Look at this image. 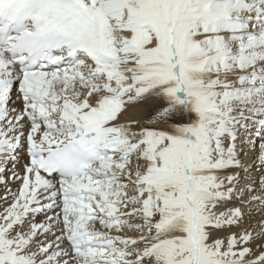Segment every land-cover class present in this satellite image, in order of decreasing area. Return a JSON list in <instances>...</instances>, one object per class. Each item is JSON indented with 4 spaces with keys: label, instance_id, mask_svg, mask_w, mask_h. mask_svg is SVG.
I'll return each instance as SVG.
<instances>
[{
    "label": "snow or ice",
    "instance_id": "1",
    "mask_svg": "<svg viewBox=\"0 0 264 264\" xmlns=\"http://www.w3.org/2000/svg\"><path fill=\"white\" fill-rule=\"evenodd\" d=\"M0 264H264V0H0Z\"/></svg>",
    "mask_w": 264,
    "mask_h": 264
},
{
    "label": "bare ground",
    "instance_id": "2",
    "mask_svg": "<svg viewBox=\"0 0 264 264\" xmlns=\"http://www.w3.org/2000/svg\"><path fill=\"white\" fill-rule=\"evenodd\" d=\"M150 102H144V104L138 108V109H133L129 112V116L133 119H139L141 116L145 115V109L148 107Z\"/></svg>",
    "mask_w": 264,
    "mask_h": 264
}]
</instances>
